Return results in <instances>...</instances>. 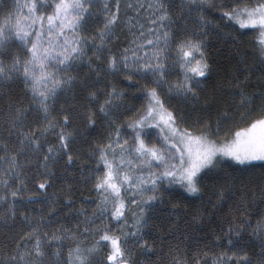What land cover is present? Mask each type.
I'll use <instances>...</instances> for the list:
<instances>
[{"label":"snow or ice","instance_id":"snow-or-ice-1","mask_svg":"<svg viewBox=\"0 0 264 264\" xmlns=\"http://www.w3.org/2000/svg\"><path fill=\"white\" fill-rule=\"evenodd\" d=\"M94 6L95 0H0V88L18 80L29 99L27 107L22 100L11 101L3 114L0 150L5 155L0 156V161L7 166L4 175L20 169V153L46 151L42 156L45 175H52L48 162L55 161L61 151L69 164L74 163L71 145L75 142V130L70 115H81L94 126L99 114L108 122L109 133L106 142L96 145L93 151L97 212L85 218L84 229L85 233L94 234L93 242L83 247L77 243L69 250L68 258L61 260L63 253L59 249L52 252V242L62 245L64 239L75 240L72 229L60 225L49 235L50 222L42 215L35 223L24 216L30 230L20 235L14 250L0 257V264H135L131 255L133 247L147 245L143 230L150 217L146 209H151L157 201L162 202L163 186H178L193 196H202L207 187L205 179L222 170L223 165L248 167L254 161H264V78L258 86L259 93L249 95L247 88L255 85L248 83L251 75L244 60L238 62L242 66L232 74L228 84V91L238 99L217 102L224 110L218 112L215 121L202 117L191 120L189 114L172 105L177 97L200 104L201 92L212 71L206 38L213 25L203 10L216 7L215 4H209V0H187V19L176 27L164 0H156L147 6L156 9L149 17L153 27L145 31L140 25L139 35L132 41L135 48L123 49L119 54L109 48L119 19V4L116 12L109 15L110 9L105 3L103 27L95 35H85ZM143 7L137 2V9ZM223 7L231 10L223 11L221 20L227 19L233 22L232 26L257 32L255 56L261 65L259 71L264 73V0H253L250 4L237 0ZM188 21H194L191 29ZM146 47L148 51H144ZM90 50L95 59L89 56ZM141 51L144 54L138 55ZM83 66L90 75L81 79L79 72ZM177 70V78L169 79ZM121 73L126 81L138 78L132 87L141 93L138 98L147 103L131 118L118 123L132 109L125 108L117 115L127 93L109 83L107 75ZM141 81L146 82L141 84ZM75 85L86 93L84 112L61 110L62 120L58 121L53 113L57 111L59 97ZM254 99L260 101L261 116L248 120L245 113L257 110L249 107ZM207 106L205 100V112ZM230 111H235L242 121L247 120V126L224 130L222 120L232 119ZM30 116L35 127L29 125ZM50 132L56 135L58 146L42 143ZM16 175L13 172L10 179L14 180ZM3 184L5 193L11 197L9 200L8 195L0 196L6 205L3 222L7 226L8 220L16 215L17 204L24 201L16 199L19 191L12 189L7 180ZM49 186L50 183L41 182L38 188L43 190ZM231 195L227 182L214 183L207 201L210 214L223 215L224 207H230L233 213H247L243 201L228 204ZM260 196L264 198V188ZM29 202H33L32 198ZM105 216L112 218L115 230L111 224L104 223ZM203 218L200 211L193 216L194 221ZM98 219L100 224L96 223ZM230 219L235 220V216ZM257 230L264 237V220L257 222ZM232 235L240 236L238 224L230 223L226 233L227 243L235 246L238 240L234 242ZM224 255V264H227V255ZM50 256L57 259L50 260ZM260 256L259 264H264V240ZM244 257L240 264H253L247 253Z\"/></svg>","mask_w":264,"mask_h":264},{"label":"trees","instance_id":"trees-1","mask_svg":"<svg viewBox=\"0 0 264 264\" xmlns=\"http://www.w3.org/2000/svg\"><path fill=\"white\" fill-rule=\"evenodd\" d=\"M147 1L95 0L94 15L89 19V26L84 34L95 35V32L103 27L106 15L103 8L105 3L110 9L109 15L116 12V6L119 4V19L109 48L114 54H119L126 48L134 49L135 45L132 41L139 35V25L149 26V17L155 11L147 7L150 0ZM137 2L143 4L144 7L137 9ZM245 2L250 4L253 0H245ZM164 3L175 21V26L184 24L187 19L185 16L187 0H164ZM235 3L237 0H209V4H215L216 7H206L203 10L205 18L213 25L208 29L209 34L206 38L211 74L201 92L199 105L180 97L172 101L174 108H181L189 114L191 120L202 117L215 121L218 112L224 110L217 102H233L238 99L228 91V84L232 79V74L242 66L238 63L240 60H244L250 70L251 80L248 83L255 85V87L247 88L249 95L257 94L260 91L258 86L261 79L264 78V73L259 71L261 65L255 56L257 45L254 41L257 32L239 29L238 26H232L233 22L220 18L223 11L231 10L225 9L223 6ZM129 4L132 5L131 8L128 7ZM193 23L194 21H188L189 29ZM89 56H93L91 50ZM93 59H95L94 56ZM178 74L177 70V73L170 76L169 79L175 80ZM86 75H90V73L88 68L83 66L79 76L84 79ZM136 79L138 78L134 77L133 81H126L123 73L107 75L109 83L115 84L120 90L127 93L117 115H120V112L125 108L132 109L131 112H125L123 119L118 123H123L131 118L135 111L141 110L147 103L146 100L138 98L141 93L132 87ZM145 82L141 81V84ZM85 96L86 93L79 85H75L71 91L65 92L59 97L57 111L53 115L59 121L62 120V116L59 115L61 110L82 114L84 112L83 105L87 103L84 99ZM15 100H22L25 107L29 104L26 90L18 80L12 82L10 86L6 83L3 88H0V132H2L3 114L8 111L9 103ZM205 100L208 101L206 112L204 111ZM259 105V99H254L253 105L249 107H255L257 110L245 113L248 120L261 116ZM93 110L95 109L93 108ZM230 115L232 119L222 120L224 130L234 131L238 130V127L247 126V120L242 121L235 111H230ZM70 122L75 130V142L71 145L74 163L69 164L67 157L61 151L55 161L48 162L52 175H45V169L42 166L45 162L42 160V156L47 154L46 151L29 152L27 155L20 153L18 156L20 169L12 170L5 176L4 171L7 166L3 161H0V196L8 195L11 200L10 194L4 191L3 181L7 180L12 185V189L19 191L16 199L24 201L23 204H17L15 217L8 220V224L5 226L3 221L6 205L3 200H0V257L14 250L16 244L20 242V235L30 230L29 223L23 219L24 216H28L31 223H35V220L42 215L45 221L50 222L49 235L60 225L72 229L76 235L75 240L64 239L62 245L52 242L51 251L55 252L59 249L63 253V256L60 257L61 260L68 258L69 250L74 248L77 243L83 247L93 242L94 234L84 232L87 227L85 218H90L93 213L97 212L98 194L94 189L92 179L96 164L93 151L96 145L106 142L105 138L109 134L108 122L102 119L99 114L96 116L94 126L89 125L81 115H70ZM29 125L35 127L31 116ZM42 143L58 146L57 137L52 132ZM13 146L17 151L19 150L15 141H13ZM4 155L5 153L0 150V156ZM13 172L17 173L14 180L10 179ZM226 174L231 177L230 180ZM41 182L50 183V186L41 190L38 188ZM216 182H227L232 190V195L228 196V204L243 201L247 205V213H233L230 207H224L223 215H211L207 201L211 195L212 186ZM204 183L207 187L202 196H193L178 186L168 188L165 185L161 188L162 202L157 201L151 209H146L147 215L150 217L148 226L143 230L147 245L133 247L131 255L135 264H174L176 261L183 262V264H224V254L227 255V264H240L245 259L244 253H247V258L251 259L253 264H259L264 237H261L257 230V222L264 220V198L260 196V190L264 188V162H252V165L248 167H230L225 164L222 166V170L207 177ZM30 198L33 202H29ZM47 201H51V204L49 205ZM130 208L134 210L135 206L130 205ZM81 210H83V214H80ZM198 211L204 214V218L194 221L193 216ZM232 216H235V220L230 219ZM103 220L104 223L111 224L114 230L116 229L111 217L105 216ZM245 220L250 223H244ZM96 223L100 224L101 221L98 219ZM230 223L233 226L237 224L240 226V236L238 238L235 235L231 236L234 242L238 240L235 246H230L227 243L229 237L226 236V233ZM49 259L56 260L57 258L50 256Z\"/></svg>","mask_w":264,"mask_h":264},{"label":"rangeland","instance_id":"rangeland-1","mask_svg":"<svg viewBox=\"0 0 264 264\" xmlns=\"http://www.w3.org/2000/svg\"><path fill=\"white\" fill-rule=\"evenodd\" d=\"M147 1V0H146ZM148 2V1H147ZM156 3V0H150L149 1V4H155ZM154 9V8H153ZM155 11H156V9H154ZM155 11H153V12H155ZM159 13L157 12V15H158ZM140 25H143V24H140ZM140 25H139V27H138V32L140 31ZM144 26V30L146 31L149 27H153L151 24L149 25V26H147V25H143ZM138 42H140V41H138ZM149 49L146 47L145 49H144V51H148ZM144 53H143V51H141V52H139L138 53V55H143ZM254 162H264V161H254Z\"/></svg>","mask_w":264,"mask_h":264}]
</instances>
